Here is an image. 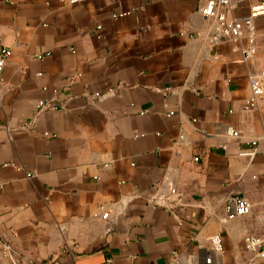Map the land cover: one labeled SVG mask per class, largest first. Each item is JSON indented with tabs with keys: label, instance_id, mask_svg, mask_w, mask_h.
<instances>
[{
	"label": "crops",
	"instance_id": "1",
	"mask_svg": "<svg viewBox=\"0 0 264 264\" xmlns=\"http://www.w3.org/2000/svg\"><path fill=\"white\" fill-rule=\"evenodd\" d=\"M208 1L0 0V264H264V15L215 42Z\"/></svg>",
	"mask_w": 264,
	"mask_h": 264
},
{
	"label": "built area",
	"instance_id": "2",
	"mask_svg": "<svg viewBox=\"0 0 264 264\" xmlns=\"http://www.w3.org/2000/svg\"><path fill=\"white\" fill-rule=\"evenodd\" d=\"M230 0H209L203 7L200 8L202 16L209 18L213 21L211 35L212 40L218 41H238L243 35V26H250L253 18L260 15H264V0H258L252 4L249 8V15L247 17H235L229 15L231 12ZM126 13L119 12L112 15L113 18H118L124 16ZM254 30L249 31L248 45L242 50L244 58H250L256 50V45L254 44ZM264 46V42H263ZM10 55V50L7 48L0 49V70L4 67L7 58ZM249 86H250V96L248 99L249 104H253L256 100L264 93V69L258 73H253L249 76ZM99 96V94H95ZM46 106L44 101H40L37 107L43 108ZM227 133L232 136L238 134L237 131L231 127L227 128ZM48 134V133H45ZM198 158L195 157L194 160ZM171 192H174L172 189ZM227 215L229 218H234L236 216L244 215L249 213L250 204L244 198H238L232 201L226 206ZM109 213L104 212L101 214L103 219L108 218ZM247 246L249 249L256 250L257 255L264 259V233L257 236H249L246 239ZM209 247L213 253H220L223 249L221 235L217 234L209 239ZM212 258L210 256L205 258L206 264H211ZM108 264H113L111 260H108Z\"/></svg>",
	"mask_w": 264,
	"mask_h": 264
}]
</instances>
